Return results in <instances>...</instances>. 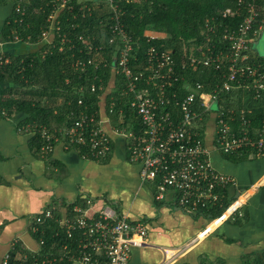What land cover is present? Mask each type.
I'll return each instance as SVG.
<instances>
[{
  "label": "built area",
  "instance_id": "built-area-1",
  "mask_svg": "<svg viewBox=\"0 0 264 264\" xmlns=\"http://www.w3.org/2000/svg\"><path fill=\"white\" fill-rule=\"evenodd\" d=\"M260 2L241 0L236 10L228 8L223 12L224 19L243 16L236 29L223 30L222 42L227 44L226 48L219 51L214 46L206 50L198 48L195 49L196 53L192 50L185 56L181 71L197 72L203 68L221 75L220 82L208 92L200 81L193 83L184 74L178 73L171 50L160 51L152 46L146 51L144 60L140 61L136 53L140 49L138 42L120 24L117 6L113 7L115 0H109L115 13V23L108 25L111 34L109 45L117 47L114 72L124 78L122 96L130 98V108L137 115L140 127L136 132L130 129L131 125L124 126L122 110V126H113L112 131L126 141L129 161L141 165L142 184L155 187L156 201L167 200L189 214L210 220L211 224L241 215L237 201L231 202L216 219L211 220L210 216L204 214V211L222 206L227 198V188L234 184L230 176L214 168L212 154L219 152L230 155L245 150L257 156L264 153V116L260 128L251 130L252 122L247 116L253 114L252 110L237 109L231 99L233 97L225 105L222 100L223 96L243 92L251 94L254 100L264 105V64L252 63L249 55L254 27L260 23L259 30L264 29ZM67 3L62 0L63 5ZM17 11L21 12L20 9ZM206 29L214 35L218 26L207 21ZM46 35L44 33L43 37ZM157 35L145 33L151 39H163ZM80 39L84 42V38ZM87 45L90 51L101 53L104 50L102 46L94 49L92 43ZM106 65L105 61L101 64L93 59L77 60L73 64L82 73L88 68L99 70ZM111 83L116 89L114 79ZM180 84L187 92L183 98H180L176 88ZM90 90L93 94L97 93L96 85H92ZM106 96L108 92L105 89L99 100ZM78 105L84 109L78 113L71 112V116L76 117L71 127L40 129L44 142L42 156L53 154L56 145L62 141L69 148L85 147L87 152L81 155L83 160L100 162L108 159L113 147L107 127L112 123L110 117L108 114L102 117L101 103L99 110L93 113L82 99ZM114 108L115 105L111 104L109 114L114 113ZM104 110L106 112V108ZM237 121L241 123L240 134L232 126ZM209 123H212L214 130L213 148L208 147L205 139ZM98 203L102 202L87 198L84 204L60 207L52 203L47 206L28 222L31 234L39 236L36 239L37 250L29 252L22 247L19 250L16 242L0 264L24 263L30 255L36 260L33 264H52L64 259L73 264H129L132 250L147 246L148 223L131 222L128 217L119 214L114 206L96 208ZM61 208L66 209L67 214L57 218ZM228 212L229 216L225 217ZM53 221L59 227L53 237L63 243L58 253L44 252L46 241L43 235L49 222ZM212 232L210 226L206 227L197 240L206 238ZM195 241L187 247H191ZM174 258L162 264H172Z\"/></svg>",
  "mask_w": 264,
  "mask_h": 264
},
{
  "label": "trees",
  "instance_id": "trees-1",
  "mask_svg": "<svg viewBox=\"0 0 264 264\" xmlns=\"http://www.w3.org/2000/svg\"><path fill=\"white\" fill-rule=\"evenodd\" d=\"M66 1L67 5H63L62 0H0V8H11V14L0 30V45L11 44L10 49L18 48L15 44L25 48L35 47L33 52L18 55L0 49V87L3 91L1 110L5 118H13L20 113L27 116L23 126L33 131L32 145L39 154L44 146L40 129L71 127L76 119L71 116V112L78 113L84 109L78 105L81 99L92 113L97 112L99 103L102 104L106 100L108 107L106 114L114 126H122L120 112L123 110L125 119L123 125H131L130 129L136 132L140 129L138 117L129 105L130 98L122 96L124 78L114 72L117 47L109 45L111 34L108 25L115 23V19L113 20L115 13L109 0H93L91 3L81 0ZM239 1L241 0H115L113 7L117 6L120 24L138 42L140 49L136 53L138 52L137 57L140 61L144 60L146 51L152 46L160 51L171 50L178 66V73L184 74L193 83L200 81L205 85L206 91L210 92L214 84L220 82L219 73L203 68L197 72L190 70L186 73L181 71L180 66L186 61L185 56L192 50L196 53L195 49L198 48L206 50L207 47L214 46L216 51H219L227 47V44L222 42L223 30L236 29L243 21V16L224 19L223 12L228 8L236 10ZM260 7L264 23V0H261ZM17 9L21 12L19 13ZM207 21L218 26L217 34L213 35L206 29ZM259 24L254 27L251 34L249 55L252 63L264 64V57L253 50V44L259 34L264 32V29L259 30ZM148 31L163 34L165 38L146 37L145 33ZM255 32L257 33L254 34ZM44 33L53 34L54 40L46 42L43 38ZM80 38H84V42ZM90 43L94 49L102 46L104 50L101 53L90 51L87 49V44ZM89 59L101 64L105 61L107 65L99 70L88 68L83 73L74 68L73 64L77 60ZM112 79L115 81L116 89H113ZM92 85H96L97 93H91ZM176 88L180 98L186 96L187 92L183 90L182 84ZM105 89L108 96L99 100ZM230 98L235 102L237 109L252 110L253 114L247 116L252 122L251 130L259 129L264 116L263 103L254 100L249 93L236 92L233 96H223V104L225 105ZM111 104L115 105L113 114H109ZM232 126L236 133H241L240 121ZM75 150L80 157L87 152L82 146L76 147ZM250 153L251 151L245 150L237 154L222 155L233 160L236 157H248ZM51 155L43 157L48 158ZM80 202L76 204H84V201ZM156 202L158 205L161 203ZM54 203L64 205L60 202ZM230 203L231 201L226 198L222 206L209 212L204 211V214L210 216L211 220L216 219ZM68 205L73 206L65 204L64 207ZM60 216L57 215V218ZM58 230L56 222H49L43 235L46 241L44 252L60 251L63 243L53 237ZM34 237L39 238L38 235ZM54 245L52 250L51 247ZM35 261L30 255L26 262L20 264H33ZM38 261L41 259L38 258ZM52 264L73 263L64 259ZM248 264H264V261L255 260Z\"/></svg>",
  "mask_w": 264,
  "mask_h": 264
},
{
  "label": "crops",
  "instance_id": "crops-1",
  "mask_svg": "<svg viewBox=\"0 0 264 264\" xmlns=\"http://www.w3.org/2000/svg\"><path fill=\"white\" fill-rule=\"evenodd\" d=\"M10 9L0 8V30ZM15 45L18 48L10 49L11 44H2L0 49L17 55L33 52L32 46L25 49ZM2 92L0 87V103ZM105 101L102 117H107ZM2 113L0 106V262L16 242L19 250H37V240L29 230L30 218L54 202L71 205L87 198L103 203L96 208L112 205L131 222L148 223L147 246L134 248L129 264H162L174 256L177 258L172 264L264 261V153L233 160L219 152L212 154L214 168L234 181L227 188V198L240 204L241 215L213 223V232L197 240L206 227H212L211 221L167 200L158 205L155 187L142 184L141 165L129 161L126 141L113 133L112 123L107 127L113 147L106 161L83 160L77 150L64 146L62 141L50 157L44 158L32 145L33 131L23 126L27 116L20 113L5 118ZM213 136V125L209 123L205 132L209 148H213ZM64 214L67 210L59 209V215ZM193 241L196 243L188 248Z\"/></svg>",
  "mask_w": 264,
  "mask_h": 264
},
{
  "label": "rangeland",
  "instance_id": "rangeland-1",
  "mask_svg": "<svg viewBox=\"0 0 264 264\" xmlns=\"http://www.w3.org/2000/svg\"><path fill=\"white\" fill-rule=\"evenodd\" d=\"M82 2H86V3H91L93 0H81ZM146 34H150V35H156V33L155 32H150V31H148V32H146ZM262 33H260L259 34V37L256 39V41H255V43L253 44V50H254V52H257V53H259L261 56H263L264 57V34L263 35H261ZM158 37H160V38H165V35H163V34H159L158 33V35H157ZM44 38V40L46 41V42H51V41H53L54 40V35L53 34H47L46 35V37H43ZM22 47V46H21ZM20 47V48H21ZM23 48H25V47H23ZM26 49V48H25ZM35 49V48H34ZM32 51H34L33 50V47H32ZM244 102H245V100H244ZM211 137H212V135H211V133L209 132L208 133V135H207V138H208V141H209V143L211 142ZM208 262H203V264L205 263V264H213L212 262H210L209 260H207Z\"/></svg>",
  "mask_w": 264,
  "mask_h": 264
},
{
  "label": "bare ground",
  "instance_id": "bare-ground-1",
  "mask_svg": "<svg viewBox=\"0 0 264 264\" xmlns=\"http://www.w3.org/2000/svg\"><path fill=\"white\" fill-rule=\"evenodd\" d=\"M235 206H236V205H235ZM228 216H229V212L226 214L225 217H228ZM215 226H216V224H213L212 227H210V230L214 229L213 227H215ZM173 253H174V252H173ZM173 253H172V254H173ZM167 255H168V254H167ZM167 255H166V256H167Z\"/></svg>",
  "mask_w": 264,
  "mask_h": 264
},
{
  "label": "water",
  "instance_id": "water-1",
  "mask_svg": "<svg viewBox=\"0 0 264 264\" xmlns=\"http://www.w3.org/2000/svg\"><path fill=\"white\" fill-rule=\"evenodd\" d=\"M263 34H264V32L261 35H263Z\"/></svg>",
  "mask_w": 264,
  "mask_h": 264
}]
</instances>
